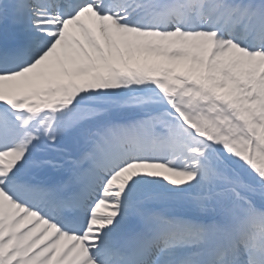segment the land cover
<instances>
[{
	"label": "snow or ice",
	"instance_id": "1",
	"mask_svg": "<svg viewBox=\"0 0 264 264\" xmlns=\"http://www.w3.org/2000/svg\"><path fill=\"white\" fill-rule=\"evenodd\" d=\"M0 264H264V0H0Z\"/></svg>",
	"mask_w": 264,
	"mask_h": 264
}]
</instances>
